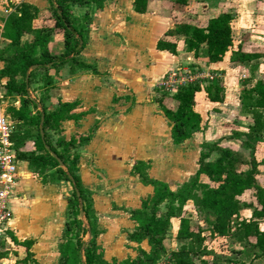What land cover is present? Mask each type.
<instances>
[{"label": "trees", "instance_id": "trees-1", "mask_svg": "<svg viewBox=\"0 0 264 264\" xmlns=\"http://www.w3.org/2000/svg\"><path fill=\"white\" fill-rule=\"evenodd\" d=\"M48 1L49 16L37 27L33 26V19L39 12L37 6L27 2L12 4L14 9L7 17L3 34L7 41L0 53V61L4 62L0 67V79H7L4 84L6 94H15L20 98V106L10 108L11 117L15 120L10 135L15 158L26 161L44 185L68 180L73 187L72 194L67 198L66 221L59 241L60 259L57 264H158L166 254V264H197V257H201L200 264H209L202 258L206 254L203 227L183 214L185 204L191 199L201 210L213 216V220H209L213 234L232 235L242 242L254 238L253 245L264 257V229L260 226L264 222V185L257 178L264 158L258 160L256 156L258 140L264 142V75L256 77L257 65L252 68L255 81L253 76L245 79L241 92V112L252 118L251 123L247 131L232 134V137L242 138L243 147L250 149V160L243 153L220 146L217 142H203L197 171L175 190L166 181L149 175V163L137 161L132 173L144 184L152 185L153 193L142 199L140 207L129 210L135 227L128 232L127 238L139 244L147 241L150 248L147 250L138 246L136 256L121 260L109 261L104 257V251L98 244L101 230L93 193L81 181V155L77 152L78 147L91 141L96 127L86 135H74L69 139L60 136L54 141L51 132L57 131L66 120L78 122L83 113L76 112L77 101H59L52 110L47 108L46 101L55 85L56 75L64 66H68L71 74L85 70L99 73L95 64L82 57V51L90 40L93 10L104 8L107 0ZM151 1L133 0V8L136 12L145 13ZM166 1L177 6L173 13L183 12L189 3V0ZM75 4L86 8L82 15L74 14L72 5ZM235 17V12L226 10L209 17L204 26L178 22L159 38L157 48L175 55L180 50L192 52L197 60L207 63L221 61L234 44L232 21ZM56 30L62 31L64 36V50L57 54L50 48ZM28 34L31 37H27ZM263 56V52L244 50L240 46L233 51L231 60L250 63ZM33 65L36 67L31 68ZM51 70L55 73L52 74ZM37 73L42 75L44 85L41 89L43 94L39 97L31 91ZM202 90L213 101L224 98L223 81L219 78L216 82L199 80L180 85L172 94L176 102L173 107L165 102L170 90L158 87L162 93L155 101L171 124L173 143L182 144L201 130L202 117L195 110V105L196 94ZM213 152L219 153L215 159L211 158ZM54 154L64 162V167ZM70 175L74 177V182ZM202 175L215 185L204 181ZM81 202L84 216L80 212ZM246 208L253 209L252 217L237 222L232 232L234 217ZM173 218L180 220L177 239L185 241L178 249L172 248L170 229ZM9 234L16 245V262L40 264L31 251L32 239L19 240ZM87 235L88 240L85 239Z\"/></svg>", "mask_w": 264, "mask_h": 264}, {"label": "crops", "instance_id": "crops-1", "mask_svg": "<svg viewBox=\"0 0 264 264\" xmlns=\"http://www.w3.org/2000/svg\"><path fill=\"white\" fill-rule=\"evenodd\" d=\"M3 2H6V5H2V9L7 12V15L14 9L12 4L22 2L37 6L39 13L49 12L48 0H3ZM190 2L189 0L184 11L179 13H173V9H176L177 6L166 0H152L145 13L134 10L133 0H107L104 8L93 10L90 40L82 51V57L87 62L95 64L99 73L94 74L90 70H85L71 74L66 66L65 72H59L63 76V78H59L62 81L60 93L55 95L54 89L49 91L52 101L55 97H61V101L82 100L76 109L78 113L84 110L82 118L78 122L74 119L63 122L64 127H67V130L64 131V134L67 135L66 139L74 136L72 133H76L77 137L86 135L90 133L92 126L97 125L91 141L77 148V152L81 155L79 175L86 187L91 186L89 185L90 180L99 181L93 171H97V165L101 163L100 157H108L103 159L106 168L112 165L111 168L114 170L119 168V170H128L130 173L137 161L143 160L150 163L149 175L166 181L170 188L175 190L197 171L200 156L198 153H200L203 142H217L220 146L243 153L240 150V148L244 149L242 138L232 137L234 132L247 131L243 127L238 128L243 118L248 122L251 121L250 117L243 116L240 111L239 92L243 83L239 82V77L245 76L247 79L252 76L253 66L263 65L264 56L250 63L233 62L231 56L233 51L240 46L244 50L264 53V21L259 20L262 18L259 15L260 12L254 10L249 14L250 11L247 7L245 8L243 2L238 4L237 16L232 21L233 47L225 54L223 60L218 62L207 63L197 60L192 52L184 50H180L175 55L168 50L158 49L157 41L167 30L174 28L178 22L191 23V14H188V8L191 7ZM261 3L257 4L252 1V4L258 5V8L261 7ZM228 4V0L206 3L204 8H207L210 15L205 17V22L200 26H204L209 17L226 11L225 8ZM72 10L75 15L80 16L86 8L75 4L72 5ZM7 15L4 16L5 21L0 23L1 35L4 34ZM47 16L49 13L45 14L43 19L45 20ZM61 35L62 45L58 51L52 48L53 38L50 42L53 53H61L64 50V37L63 34ZM147 63L150 64L147 66ZM191 64L197 65L204 72L222 74L224 98L221 101H213L205 91L198 92L195 110L202 117L201 130L184 143L175 144L171 136V124L157 102L151 101L150 104L142 105L140 101L149 95L155 85L162 88L161 83L168 72ZM256 75L258 76V71ZM69 85H71L70 88H68ZM133 95L136 96L134 104L132 102ZM114 96L118 97L117 102L113 101ZM89 100L92 101L88 104ZM175 105L174 102L173 106ZM154 111H157V114H153ZM153 117H157L162 126L155 124L154 127L148 128L147 120ZM230 122L234 123L235 128ZM142 126L147 128L145 132L138 130H142ZM166 139L173 146L180 147L178 152L183 149L182 155L178 156V159L181 157L178 162L183 160L184 164L174 165L167 162L166 167H161L159 162H155L150 153V147L157 150H154L155 153L162 152V155L165 150L163 142ZM134 141L139 143L135 150L133 149ZM150 141L153 142L152 146H150ZM87 155L96 157L91 165V170L85 165ZM132 174L130 177L136 179V191L132 195L133 200H125L124 203L134 209L141 206L142 199L153 193V186L144 184L136 175ZM202 177L208 179L205 175ZM64 181L66 180H61L57 184L44 185L32 172L26 161L18 160V184L10 198V206L14 215L10 221L9 232L19 240H33L31 251L40 264H57L60 259L58 246L66 221L67 201L62 208H59L57 204L58 200H61V191L58 185ZM95 206H97L96 202ZM117 212L112 208V210H107L105 216L120 217ZM124 213L129 221L128 230L131 232L135 227V222L130 218V213ZM97 215L98 222H101L99 211ZM172 223L175 224L173 219ZM116 225H113L116 230H123L120 223H116ZM105 230L108 231V228H104V232ZM127 233L125 234L128 235ZM125 243L129 248L125 249L126 252L122 257L118 256L119 259L136 256L135 247L137 245L147 250L150 248L147 241L139 244L125 239ZM15 248L16 245L9 234V238L3 242L0 264H20L16 262ZM115 255L109 256L108 250H104V257L108 260Z\"/></svg>", "mask_w": 264, "mask_h": 264}, {"label": "rangeland", "instance_id": "rangeland-1", "mask_svg": "<svg viewBox=\"0 0 264 264\" xmlns=\"http://www.w3.org/2000/svg\"><path fill=\"white\" fill-rule=\"evenodd\" d=\"M190 8L188 11V14L190 15V22L192 24L195 25H199L205 22V17L209 16V12L207 11V8H204V6L206 5V3L208 2H221V0H190ZM224 0H222L223 2ZM253 2H256L258 4V2H262L261 3V7L258 8V5H254L252 4ZM243 4L245 5V8L247 7L249 14H251L252 11L255 10V12H260L259 15L262 16L261 19H259L260 21H264V0H228V6H226L228 11H232L235 12L236 16H237V10L239 9L238 4ZM189 4V3H188ZM2 5H6V2L4 3L3 0H0V23H2L3 21H5V15H7V12L4 11V9H2ZM257 7V8H256ZM215 12V11H213ZM49 13V12H48ZM48 13H39L37 14V16L33 19V26L37 27L40 26L43 22V16L45 14ZM209 14V15H208ZM9 15V14H8ZM7 15V17H8ZM2 16V17H1ZM1 26V25H0ZM63 32L60 30H56L53 34V39H54V44L52 46V48L55 51H58V49L60 48V46L62 45V35ZM27 37H31L30 34L27 35ZM64 37V36H63ZM6 39L4 38L3 35L0 34V53L2 52V50L4 49V46L6 44ZM56 42V44H55ZM264 58V57H263ZM204 61V60H202ZM264 62V59L263 61ZM150 64V63H149ZM147 63V66L149 65ZM4 65V62H0V67H2ZM188 68L191 72H195L196 70H202L200 69V67H197V65L195 64H191V65H186V66H182L179 68ZM260 68V70H258ZM67 69V67L65 66L60 72H65V70ZM258 71V75H264V64L259 66L257 65V70L255 71V75L256 72ZM180 72H183L180 71ZM253 72V69H252ZM51 73L54 74L55 71L51 70ZM221 74V73H220ZM42 75H40V73H37L36 79L34 81V83L32 84V94L36 95V96H40L43 94V91L41 89H43L44 85L42 83ZM224 76V75H223ZM253 76V80H254V75ZM63 78V76L61 74H57L56 75V82L55 85L51 88L54 89L53 93L55 95L60 93V89H61V79L59 78ZM257 77V75H256ZM259 78V76H258ZM218 79V78H217ZM219 79H224L221 77ZM245 79V76H241L239 77V82L242 84L243 80ZM6 78L0 79V102L3 105L6 114L8 116V118L10 119L11 125L13 126V124H15V120L12 119L11 117V112H10V108L12 106L15 107H19L20 106V98L19 96L13 94H6V90L4 87V84L6 82ZM224 81V80H223ZM213 82H216V80H214ZM67 86V84H65ZM71 85H69L68 88H70ZM249 86V85H248ZM178 88V87H177ZM244 88V85L242 84V88L240 89L239 92V96H240V100H241V92ZM175 92V90H171L169 91V93L167 94L166 98H165V102L166 104H169V106L173 107V104L175 102V100L172 97V94ZM162 92L158 91V85H155V87L153 88V90H150L149 95L146 96V98H142L140 103L142 105L144 104H150L151 101H155V99L160 96ZM133 97V104L136 102V96H132ZM61 97H55L54 101H52V99L50 98V94H49V98L46 101L47 104V108L49 110L55 109L58 104ZM79 104L82 103V100L77 99L76 100ZM89 100L88 104L90 103ZM114 102L118 101V97L114 96L113 98ZM176 103V102H175ZM78 104V105H79ZM81 106H83L81 104ZM159 110V108H158ZM88 111V110H87ZM111 111V108L109 109V112ZM240 111H241V104H240ZM80 113H84V110H81ZM153 114H157V111H154ZM241 114L244 116L245 114L243 112H241ZM248 117V116H247ZM249 118V117H248ZM252 118L250 117V120ZM248 120V119H247ZM144 121V119H143ZM146 123V122H145ZM232 126H234L233 122H230ZM251 121H246L244 118L242 119V121L239 123V127L238 128H244L248 130V124H250ZM147 126L148 128L154 127L153 125H159L162 126L161 122L159 121V119L157 117H153L147 120ZM97 127V125L92 126V129ZM141 128V126H140ZM235 128V126H234ZM92 129H90V131H92ZM147 128H145L144 126H142V130L138 129L139 131H143L145 132ZM67 130V127H64V123L62 124V127H60L57 131H53L51 132L52 134V138L55 141L57 138H59L60 136H64L66 138V134H64V131ZM138 131V132H139ZM245 132V131H244ZM76 133H72V135H75ZM150 134V133H149ZM165 144L164 146V153L161 155L162 152H154V148L150 147V153L152 154V156L154 157L153 159L155 160V162H159L162 166L166 167L167 162L170 164H184L183 160L181 162H178L181 157L183 152V149H181L180 152H178V148L180 147H176L173 146L168 139H166L164 142ZM115 144V142H114ZM153 142L150 141V146H152ZM137 146H139V143L135 142L133 143V149L135 150L136 148H138ZM113 147H116L113 145ZM111 149V148H110ZM108 149V150H110ZM240 150L244 153V156L247 158V160H250V149H246V148H240ZM80 151V148H79ZM111 151V150H110ZM157 151V150H155ZM160 151V150H159ZM201 151V149H200ZM108 152V151H107ZM198 155H200V153H198ZM219 155L218 152H213L212 154V159H215L217 156ZM107 156V154H106ZM256 156L257 159L260 160L262 158H264V142L262 140H258L257 142V151H256ZM133 157V156H132ZM96 157H94V155H87V160H86V167L89 168L91 170V165L92 163H94L93 161L95 160ZM107 159L108 157H100V164L97 165V171H93V173L95 174V177L97 176L99 181H97L94 177L95 180L92 181L90 180V184L91 185L89 188L91 189L92 193H93V198H94V207L96 210V214L99 211V213H101V218L102 221H99V228L101 230V233L99 234L98 237V244L99 246L102 248V250L104 251L105 249L108 250V255H113L116 254L115 257H112L109 261L113 260V259H117V260H121L118 258L122 257V255L125 254L127 248H129V246L127 245V243H125V239L127 238V235L125 233L129 232V221H127L126 216L124 212H126L127 214L130 213L129 210H131L132 208L129 206H126V204L124 203V201L126 200H133L132 199V195L135 194L134 191H136V187H135V182L136 179L135 178H131L130 175L132 174L128 171V170H119V168L117 170H114L111 166H108L106 168V164H104V160L103 159ZM80 162V161H79ZM149 168L151 167V164L149 163ZM245 168V166H243ZM261 172L260 174L257 175L258 181L264 185V165L261 164L259 166ZM149 172V171H148ZM133 175V174H132ZM118 176V177H117ZM204 181L209 182L212 185H215L214 182H211L209 179H206L205 177H202ZM182 180V178H181ZM59 189L61 191V200H58V204L57 206L60 208H62V206L65 204V202L67 201L66 199L72 194V190L73 187L71 185V183H69L67 180L64 181V183H60L59 185ZM92 187V188H91ZM151 194H148L145 198L149 197ZM117 204H116V202ZM95 202L97 203V206H95ZM112 202V203H111ZM122 202V203H121ZM111 203V206H110ZM97 207V208H96ZM163 207V206H162ZM112 208H114V210H117V214L120 217H116L114 216V218L109 216H105L107 213V210H112ZM164 210V208H163ZM124 211V212H122ZM252 212L253 209L252 208H246V209H242L239 216L238 217H234L233 219V228H232V232L236 229L237 226V222H240L242 220H247L250 219L252 217ZM183 214L185 216H188L192 219V221L194 223H199L203 229H204V235H205V241H204V247L206 250V254H204L202 256L203 259L207 260L209 262V264H217V263H223V264H243V263H249V262H253V264H264V257H261L259 255L260 250L255 247L253 245V242L255 241V239H251V241H238L236 239V237L232 236V235H228V236H220V235H216L212 233V229H211V223L209 220H213V216L209 213L206 212L204 210H201L199 208V206L195 203V200L191 199L188 200V202L185 204L184 206V210H183ZM98 217V215H97ZM110 219V220H109ZM175 224L172 223V227L170 229V234L172 236V248L178 249L185 241L183 240H179L176 237L177 234V230L179 228V224L178 218H173ZM119 224L120 223V227L123 228V230H116L115 227L113 225H116V223ZM117 226V225H116ZM260 226L262 229H264V222L260 223ZM108 228V231L105 230L104 232V228ZM116 231H115V230ZM115 233V234H113ZM128 234V233H127ZM86 240L89 239V235H87L85 237ZM146 246V244H145ZM137 248L138 245L135 247L136 249V253H137ZM117 256V257H116ZM125 258V257H124ZM167 258H168V254L164 255L158 262V264H166L167 262ZM123 259V258H122ZM108 260V259H107ZM197 264H200L201 262V257H197L195 258Z\"/></svg>", "mask_w": 264, "mask_h": 264}, {"label": "built area", "instance_id": "built-area-1", "mask_svg": "<svg viewBox=\"0 0 264 264\" xmlns=\"http://www.w3.org/2000/svg\"><path fill=\"white\" fill-rule=\"evenodd\" d=\"M182 70L183 72H180ZM220 77L221 74L217 72H204L203 70L191 72L186 67L176 68L168 72L161 87L171 91L190 82L214 81ZM11 132L10 119L0 102V256L3 251V242L9 238L10 221L14 215L10 206V198L18 184V160L15 158V149L10 137Z\"/></svg>", "mask_w": 264, "mask_h": 264}, {"label": "water", "instance_id": "water-1", "mask_svg": "<svg viewBox=\"0 0 264 264\" xmlns=\"http://www.w3.org/2000/svg\"><path fill=\"white\" fill-rule=\"evenodd\" d=\"M34 67H36V65H33L31 68H34ZM28 74H29V71L27 73V76H28ZM43 118H44V114L42 115V122H43ZM41 134H42V136L44 135V131H43L42 126H41ZM54 156L58 159L60 165L64 167L65 166L64 165V162L56 154H54ZM70 178L74 182V177L72 175H70ZM77 193H78V195H80L79 191H77ZM80 207H81V209H80L81 215L84 216V210H83V204H82V202L80 204Z\"/></svg>", "mask_w": 264, "mask_h": 264}]
</instances>
